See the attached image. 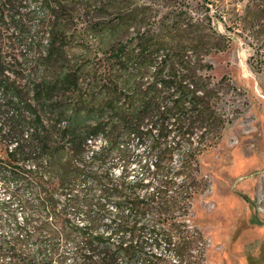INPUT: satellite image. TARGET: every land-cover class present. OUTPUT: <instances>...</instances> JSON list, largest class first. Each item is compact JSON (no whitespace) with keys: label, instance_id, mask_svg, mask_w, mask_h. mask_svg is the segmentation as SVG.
<instances>
[{"label":"trees","instance_id":"16d2710c","mask_svg":"<svg viewBox=\"0 0 264 264\" xmlns=\"http://www.w3.org/2000/svg\"><path fill=\"white\" fill-rule=\"evenodd\" d=\"M12 1L0 3V162L30 189L23 202L40 219L34 234L31 218L20 223L21 239L0 234V263L65 264L59 243L74 240L73 264H205L201 232L176 213L197 191L198 156L231 122L221 105L237 88L208 58L232 43L214 24L213 0L163 11ZM254 15L249 62L264 71V9ZM142 149L153 159H138ZM32 235L37 248L26 251Z\"/></svg>","mask_w":264,"mask_h":264},{"label":"rangeland","instance_id":"374dc122","mask_svg":"<svg viewBox=\"0 0 264 264\" xmlns=\"http://www.w3.org/2000/svg\"><path fill=\"white\" fill-rule=\"evenodd\" d=\"M7 1L0 0V3ZM21 2L29 3L31 9H42L36 0ZM206 2L117 0L125 9L159 11L175 9L179 5L206 9ZM98 3L75 0L72 9H116L101 7ZM9 4L15 7L18 2L13 0ZM209 7L216 13V28L230 35L232 43L227 50L211 54L208 58L214 64L215 76L227 75L237 88L230 90L221 105L231 122L220 142L198 156V171L195 172L197 191L189 208H181L176 215L189 227L201 232L205 243V264H264V71H256L249 62L258 41L253 36L254 11L264 9V0H213ZM4 9L13 8L6 5ZM261 24H264V19L257 25ZM102 142L101 137L96 138L91 148L98 149ZM145 157L153 159L142 149L138 159ZM122 164L115 167L116 174H120ZM94 166L96 168L97 165ZM132 168V173L142 172L139 161H132ZM8 169L0 162V234H14L21 239L26 236V231L20 228V223L27 217L31 218L26 230L34 234L40 215L35 207L23 202V199L31 197L30 189L22 187L16 180L5 178ZM85 183V180H80L78 187ZM108 207L110 219L117 215L116 204L109 203ZM75 219L81 224L86 223L82 217ZM37 245L36 237L32 235L23 248L34 251ZM77 246L74 240L59 243V253L67 257L65 264H73ZM161 251L170 261L174 260L173 253L164 247Z\"/></svg>","mask_w":264,"mask_h":264}]
</instances>
